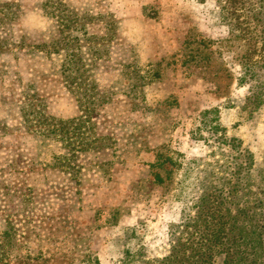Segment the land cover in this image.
<instances>
[{
	"label": "rangeland",
	"instance_id": "rangeland-1",
	"mask_svg": "<svg viewBox=\"0 0 264 264\" xmlns=\"http://www.w3.org/2000/svg\"><path fill=\"white\" fill-rule=\"evenodd\" d=\"M223 5L0 0L5 263L154 264L220 194L227 256L216 263L264 264V47L235 37V13ZM259 11L251 25L261 34ZM53 42L82 59L84 76L65 70ZM250 65L254 76L239 84ZM67 74L98 97L82 129L97 141L34 127L40 111L82 114L75 91H85ZM260 82L263 103L247 107Z\"/></svg>",
	"mask_w": 264,
	"mask_h": 264
},
{
	"label": "trees",
	"instance_id": "trees-1",
	"mask_svg": "<svg viewBox=\"0 0 264 264\" xmlns=\"http://www.w3.org/2000/svg\"><path fill=\"white\" fill-rule=\"evenodd\" d=\"M220 1L224 4L223 8L232 10V12L235 13V24H233L235 25V37L240 39L248 37L250 41H254V46L259 43V40H262L264 47V35H262V32L264 31V23L262 24L263 30L260 31L261 34H258V31H256L257 26L251 25L252 22L259 23V21L261 20L259 19V10L264 8V0H255L254 3H252L253 0ZM256 3L258 6V10L255 11L254 15H250L253 10L257 9H251V6ZM244 11H248V13L245 14L243 13ZM248 34L249 36H247ZM53 46L55 48L52 50V53L56 54L58 52L59 54L61 51L65 52V58H62V66L65 68V70H72L74 68L76 70H79V68H82L83 70H81L80 75H85L86 70L83 68V64L79 63L82 61V59L77 58V54H69V50H72L71 47L60 48L59 44L56 42H53ZM254 67L255 66L251 65L248 66L244 73L245 75H242V77L239 78V84L248 83L246 82L244 76L248 74L251 75L250 77L254 76V74L252 73V69ZM66 77H69V83L76 84V87L72 85L73 88L85 91L81 94V96H79L77 91H75L79 100L82 114L73 119L62 120L46 117L44 115V112L40 111L37 115V123L34 127L37 132H40L44 136L47 134H55V136L64 140H77L79 143L83 144H85L86 141L88 142L90 140L97 141V138H93L88 134V132L82 131V129L86 128V126L83 124H87L88 122H90V115L93 110H95V103L96 100H98V97L92 93L86 95L88 92V88L85 87L86 83L83 82V80L77 83L76 77L70 74H67ZM86 79L88 78L86 77ZM250 86L251 94L247 97L246 106H260L263 103L262 91L260 90L258 92H255V89H262L263 85L260 82L257 85L250 84ZM84 98L87 101H84ZM246 106L245 108H247ZM43 124H47V127H43ZM87 134L89 136H87ZM219 196L220 194H215L213 198L211 197L213 202L217 203L216 205L218 207L216 209H212L213 212H208L207 210L202 211V216H198L194 223L195 230H188L189 226H192L190 225L189 221L182 224L183 230L178 231L180 232V234L175 235V237L172 239L174 245L171 253L163 257L162 259L156 260L154 264H217L215 261V258L217 256H227L225 249L227 248L226 243L223 239H221L223 237L222 228L226 223V221H224L223 215L220 213V210L223 209L224 202L221 201ZM6 255L8 256V251H6V253L5 251L1 252L0 249L1 264H11L9 262H4L7 260ZM28 258V256H20V261L18 262V264H26ZM146 264L152 263L147 262Z\"/></svg>",
	"mask_w": 264,
	"mask_h": 264
}]
</instances>
